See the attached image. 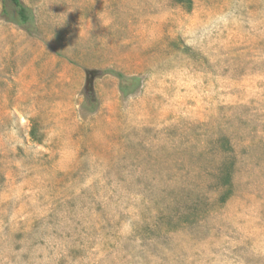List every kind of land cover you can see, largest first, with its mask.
I'll return each instance as SVG.
<instances>
[{"label": "rangeland", "instance_id": "1", "mask_svg": "<svg viewBox=\"0 0 264 264\" xmlns=\"http://www.w3.org/2000/svg\"><path fill=\"white\" fill-rule=\"evenodd\" d=\"M21 1L26 26L0 0V264H264V0Z\"/></svg>", "mask_w": 264, "mask_h": 264}, {"label": "trees", "instance_id": "2", "mask_svg": "<svg viewBox=\"0 0 264 264\" xmlns=\"http://www.w3.org/2000/svg\"><path fill=\"white\" fill-rule=\"evenodd\" d=\"M2 9L1 15L6 20L12 21L18 25L25 26L27 23L32 22V12L31 10L21 1V0H1ZM177 2H182V0H176ZM86 79L84 85L85 99L83 101V107L88 111H95L97 108V100L94 96L92 80L96 76L94 70L86 71ZM118 86L120 91L124 95L132 93L140 85V80L138 77H126L120 73H117ZM29 136L33 140H38L37 129L35 126H31L29 130Z\"/></svg>", "mask_w": 264, "mask_h": 264}, {"label": "flooded vegetation", "instance_id": "3", "mask_svg": "<svg viewBox=\"0 0 264 264\" xmlns=\"http://www.w3.org/2000/svg\"><path fill=\"white\" fill-rule=\"evenodd\" d=\"M25 26H26V24H25Z\"/></svg>", "mask_w": 264, "mask_h": 264}]
</instances>
